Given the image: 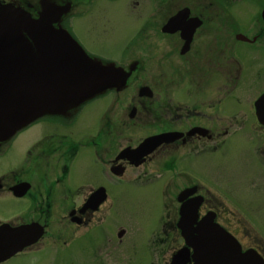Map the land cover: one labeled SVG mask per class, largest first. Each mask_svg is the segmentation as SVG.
Returning <instances> with one entry per match:
<instances>
[{
  "label": "flooded vegetation",
  "instance_id": "flooded-vegetation-1",
  "mask_svg": "<svg viewBox=\"0 0 264 264\" xmlns=\"http://www.w3.org/2000/svg\"><path fill=\"white\" fill-rule=\"evenodd\" d=\"M95 1L0 0V17L20 19L22 35L32 45L24 19H43L54 33L74 40L88 60H99L102 66L134 78L62 114L31 121L22 128L21 136L27 135L19 141L11 138L0 142V172H4L0 174V225L31 228L33 234L41 235L13 257L38 248L49 235L51 217L60 211H64L62 218L77 228L89 225L98 219L109 198L118 199L124 181H133L155 167L172 171L182 165L185 169L190 163L185 160L189 153L204 156L205 147L215 148L216 137L220 139L230 128L219 127L220 95L226 101L241 76L254 96L251 115L238 118L233 114L231 119L251 120L257 138L264 140V0H152L149 22L139 25L133 37L114 36L111 26V34L99 36L102 41L86 42L88 35L81 26H75L80 22L73 24V19L96 9L112 11L122 4V0H99L95 7ZM240 2L245 4L244 21H237L234 11ZM159 9H166L165 14ZM162 72L170 77L171 89L179 88L173 97L170 94L171 99L149 83L152 74L161 80ZM221 77L227 78L223 85L209 84ZM231 106L235 107L228 105L229 112ZM93 107V119H80L84 109ZM205 107L215 114L206 113ZM74 110L77 115L69 118ZM206 116L211 119L209 124L201 121ZM162 135L166 138L157 146L140 149L146 139ZM263 140L257 151L264 156ZM13 149L16 152L9 154ZM19 150L23 157L17 163ZM84 161V168L76 167V162ZM226 161H230L229 156ZM77 169L81 171L78 175ZM188 186L196 187L193 196L204 198L195 225L212 211L215 222L232 233L243 250L254 249L264 258L263 245L244 243L234 227L233 212L221 213L214 205L217 202L206 197L200 185ZM114 188L120 189L116 195ZM176 230L180 235L177 226ZM254 236L258 243V235Z\"/></svg>",
  "mask_w": 264,
  "mask_h": 264
},
{
  "label": "rangeland",
  "instance_id": "rangeland-1",
  "mask_svg": "<svg viewBox=\"0 0 264 264\" xmlns=\"http://www.w3.org/2000/svg\"><path fill=\"white\" fill-rule=\"evenodd\" d=\"M98 1H95V7L98 6ZM134 1L122 0L121 7L108 12L105 9H96L86 16L74 18L73 24L80 22L75 26H81L83 34L88 35L86 42L90 39L102 41L99 36L111 34V31H108L111 26L115 28L114 36L129 39L134 36V31L139 25L149 22V10L154 9L152 0H136V7L133 5ZM105 3L102 1V5ZM236 5V19L244 21L245 4L240 2ZM159 10L163 15L166 12V9ZM104 55L107 56V52ZM92 62L96 66L102 65L99 60ZM122 73L119 70L120 76L123 77L118 81L119 84L134 80L130 75L124 76ZM225 79L227 80L226 77H221L218 82L212 80L209 84L223 85ZM169 80L170 77L164 76L162 72L161 80L152 74L149 83L156 86L167 99H171L170 94L173 97L179 88L171 89ZM245 81V77L241 76L237 84L234 83L236 87L228 94L226 101L223 94L220 95L219 106L222 113L217 112L221 117L218 119L219 127L230 128L220 139L216 137L215 148L205 147L204 156L189 153L190 156L185 160L190 163L185 169L182 165H178V170L175 168L172 171L158 170V167H155L153 171L148 169L144 174H139L133 181H124L118 199L114 198L115 201H112L109 198L97 214L98 219L89 225L77 228L69 224L66 218L63 219L64 211H60L59 215L51 217L53 221L50 227L48 226L49 235L38 248L21 253L5 264H170L173 253L184 246L183 239L176 230L180 218V202L176 197L191 184L200 185L202 193L217 202L213 201L221 213H234L237 219L229 214L228 216L237 223L234 227L239 229V235L246 245L264 247V156L260 150L257 151V145L263 139L257 138L251 120L231 119L233 114L238 118L251 115L250 105L254 96L248 92ZM112 87H117V84ZM223 89L222 87L221 90ZM232 104L235 107L232 109L231 106L229 112L228 105ZM95 110V107L84 109L80 119H93ZM205 112L211 116L215 114L210 107H205ZM77 113L74 110L68 117L71 118ZM201 121L209 124L211 119ZM22 130L19 129L8 139L16 138L19 141L27 135L25 133L21 136ZM262 146L264 148V144ZM16 150L13 149L9 154H14ZM18 154L17 163L21 161L23 152L19 150ZM175 156L179 154L176 152ZM228 156L230 161H226ZM223 158L224 162H221ZM2 159L0 158V163ZM179 163L182 164L181 161ZM76 164V167L84 168L81 165L86 163L84 161ZM76 171L77 175L81 172L78 169ZM114 189L115 195L116 190L120 192V189ZM199 198L203 203V196L199 195ZM1 207L0 205V211ZM178 230L180 231L179 228ZM252 233L258 235V243H255L256 237Z\"/></svg>",
  "mask_w": 264,
  "mask_h": 264
},
{
  "label": "water",
  "instance_id": "water-1",
  "mask_svg": "<svg viewBox=\"0 0 264 264\" xmlns=\"http://www.w3.org/2000/svg\"><path fill=\"white\" fill-rule=\"evenodd\" d=\"M24 20L36 52L22 35L20 19L0 17V140L44 114L78 106L123 78L115 68L93 65L72 39L51 31L43 19ZM165 138L146 139L140 149H152ZM193 191L178 195V228L185 244L173 253L170 264H264L256 251H243L237 239L214 222L213 214L195 226L202 200L197 196L184 201ZM37 236L31 228L0 226V262Z\"/></svg>",
  "mask_w": 264,
  "mask_h": 264
},
{
  "label": "bare ground",
  "instance_id": "bare-ground-1",
  "mask_svg": "<svg viewBox=\"0 0 264 264\" xmlns=\"http://www.w3.org/2000/svg\"><path fill=\"white\" fill-rule=\"evenodd\" d=\"M31 37V36H30ZM31 39H32V37H31ZM26 40V39H25ZM27 41V40H26ZM32 50H34V52H36V49H32ZM93 65H95V63H93V62H91ZM40 117H38L37 119H39ZM13 135H15V133L13 134Z\"/></svg>",
  "mask_w": 264,
  "mask_h": 264
}]
</instances>
